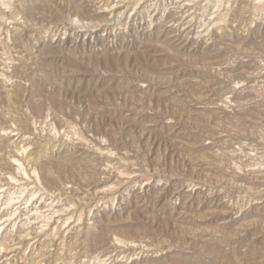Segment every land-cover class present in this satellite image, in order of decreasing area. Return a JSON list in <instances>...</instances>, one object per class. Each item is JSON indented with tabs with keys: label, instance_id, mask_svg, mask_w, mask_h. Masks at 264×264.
<instances>
[{
	"label": "rangeland",
	"instance_id": "rangeland-1",
	"mask_svg": "<svg viewBox=\"0 0 264 264\" xmlns=\"http://www.w3.org/2000/svg\"><path fill=\"white\" fill-rule=\"evenodd\" d=\"M0 264H264V0H0Z\"/></svg>",
	"mask_w": 264,
	"mask_h": 264
}]
</instances>
